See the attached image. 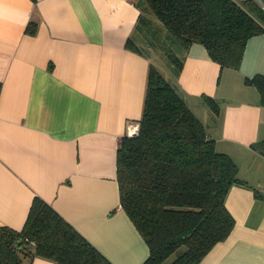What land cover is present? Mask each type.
<instances>
[{"label":"crops","instance_id":"1","mask_svg":"<svg viewBox=\"0 0 264 264\" xmlns=\"http://www.w3.org/2000/svg\"><path fill=\"white\" fill-rule=\"evenodd\" d=\"M141 5L0 0V225L20 229L38 196L113 264L147 257L116 179L119 138L137 130L152 63L133 34ZM130 36L139 51L126 46ZM168 71L248 182L230 186L234 226L197 264H264V150L251 147L264 139V104L245 81L264 74V32L247 40L238 68L220 67L193 42L178 75ZM30 264L59 263L35 256Z\"/></svg>","mask_w":264,"mask_h":264},{"label":"trees","instance_id":"2","mask_svg":"<svg viewBox=\"0 0 264 264\" xmlns=\"http://www.w3.org/2000/svg\"><path fill=\"white\" fill-rule=\"evenodd\" d=\"M261 3L144 0L133 34L168 59L174 76L193 42L204 45L220 67L238 68L247 40L264 32ZM35 30L34 24L26 28L30 34ZM126 46L139 51L131 36ZM173 46L180 47V56ZM245 81L264 104V74ZM202 99L219 112L215 99ZM256 146L264 150V139L251 144ZM238 170L235 160L217 149L176 83L150 63L137 130L122 135L116 149L119 205L148 247L140 264H197L224 240L234 226L226 194L233 184H248ZM35 256L59 264H113L38 196L20 229L0 225V264H30Z\"/></svg>","mask_w":264,"mask_h":264},{"label":"rangeland","instance_id":"3","mask_svg":"<svg viewBox=\"0 0 264 264\" xmlns=\"http://www.w3.org/2000/svg\"><path fill=\"white\" fill-rule=\"evenodd\" d=\"M141 2L143 4L144 3V0H141ZM152 22H153V24L155 26H157V28L160 29V27H159V25L157 24L156 21H153L152 20ZM139 37H138V42L142 45L143 51L147 55H149L151 57L153 65L155 67H157L159 69V71H162V73L164 74V76L167 77L168 74H169L168 68L170 66V62L168 61V59L163 54H161L159 51L156 50L155 52H153L151 49H149L151 46L149 45V43L147 42V39L145 37H143V36H141L140 38ZM173 51H174V53H176L179 56L182 53L180 47H178V46H173ZM153 53L155 54V56H154ZM194 113H198V112L196 111ZM196 115H198V114H196Z\"/></svg>","mask_w":264,"mask_h":264},{"label":"water","instance_id":"4","mask_svg":"<svg viewBox=\"0 0 264 264\" xmlns=\"http://www.w3.org/2000/svg\"><path fill=\"white\" fill-rule=\"evenodd\" d=\"M258 2H259V3H261V1H260V0H258ZM261 4H262V3H261ZM262 5H264V4H262Z\"/></svg>","mask_w":264,"mask_h":264}]
</instances>
